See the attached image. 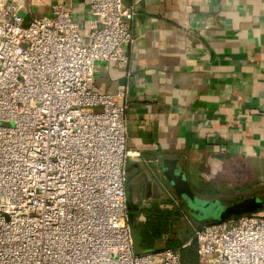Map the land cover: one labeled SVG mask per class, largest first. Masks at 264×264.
<instances>
[{
	"label": "built area",
	"instance_id": "obj_1",
	"mask_svg": "<svg viewBox=\"0 0 264 264\" xmlns=\"http://www.w3.org/2000/svg\"><path fill=\"white\" fill-rule=\"evenodd\" d=\"M33 2L0 0V264H183L179 249L135 253L129 86L95 89L98 62H130L135 8L89 0L86 35L64 4L25 18ZM193 243L200 264H264V211L197 228Z\"/></svg>",
	"mask_w": 264,
	"mask_h": 264
},
{
	"label": "crops",
	"instance_id": "obj_2",
	"mask_svg": "<svg viewBox=\"0 0 264 264\" xmlns=\"http://www.w3.org/2000/svg\"><path fill=\"white\" fill-rule=\"evenodd\" d=\"M55 3L70 8L88 34L89 0H34L23 14L32 18L33 7L51 15ZM124 3L137 13L130 62H98L95 89L116 95L128 84V147L142 155L128 164V184L134 195L142 187L152 192L147 208L174 213L168 233L149 249L170 248L173 239L181 250L204 224L168 183L163 158L179 159L196 193L208 199L224 198L219 187L230 189L225 181L235 162L264 179V0ZM173 200L180 208L162 207Z\"/></svg>",
	"mask_w": 264,
	"mask_h": 264
},
{
	"label": "water",
	"instance_id": "obj_3",
	"mask_svg": "<svg viewBox=\"0 0 264 264\" xmlns=\"http://www.w3.org/2000/svg\"><path fill=\"white\" fill-rule=\"evenodd\" d=\"M162 171L175 194L186 204L189 213L197 220L211 219V222H224L232 218L264 211V196L255 193L250 196H241L238 200L226 203L215 198L208 199L200 196L190 183L182 163L177 158H163ZM128 194V221L133 236L134 251L137 255L150 250L144 248L140 235V220L134 210L140 206L134 203L133 187L127 185Z\"/></svg>",
	"mask_w": 264,
	"mask_h": 264
},
{
	"label": "trees",
	"instance_id": "obj_4",
	"mask_svg": "<svg viewBox=\"0 0 264 264\" xmlns=\"http://www.w3.org/2000/svg\"><path fill=\"white\" fill-rule=\"evenodd\" d=\"M134 212L139 216V209L134 210ZM142 212L141 214L147 216V222L140 225L142 245L144 248L151 250L149 248L153 246L154 241L160 238L164 233H168L170 220L174 217V213L168 210L162 211L157 205L144 209ZM209 223H211V221L203 222L202 224L206 225ZM181 246L179 241H173V239L168 242V247L172 249L180 250ZM181 252L183 264H200L195 243L185 249H181Z\"/></svg>",
	"mask_w": 264,
	"mask_h": 264
},
{
	"label": "rangeland",
	"instance_id": "obj_5",
	"mask_svg": "<svg viewBox=\"0 0 264 264\" xmlns=\"http://www.w3.org/2000/svg\"><path fill=\"white\" fill-rule=\"evenodd\" d=\"M243 169H244V167L241 166V164H238V162H235L234 168H233V170L231 169V174H229L230 178H228L225 181L228 183V187L230 189L224 188L223 185L221 187H219V188H221V191H222V193L220 195H222V197H224L223 199L226 203H231L232 201L238 200L239 197H241V196H250V195L255 194V193H258V194L264 196V194L262 193V190H264V185H263L264 179L262 180V178H258L257 176H255L254 174H251L250 172H247L245 175V171H243ZM252 173H254V172H252ZM142 189H143V192L138 191V193H135L134 203L140 204L142 206V208L146 209L148 206L146 197L148 195H150L152 192L149 194L147 188L142 187ZM216 198H219V197H216ZM144 209H139L140 213H139L138 217L143 215L141 213H143L142 211ZM209 220H211V219L202 220L200 222H202V223L203 222H209Z\"/></svg>",
	"mask_w": 264,
	"mask_h": 264
}]
</instances>
